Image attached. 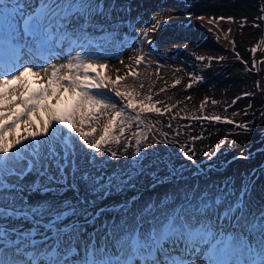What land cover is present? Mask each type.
Listing matches in <instances>:
<instances>
[{
	"label": "snow or ice",
	"instance_id": "1",
	"mask_svg": "<svg viewBox=\"0 0 264 264\" xmlns=\"http://www.w3.org/2000/svg\"><path fill=\"white\" fill-rule=\"evenodd\" d=\"M99 7L93 0H38L36 5L0 0V219L11 224L19 218L32 226L30 233H22L14 226L0 224V264H264V213L257 219L244 211L246 186L239 197L231 190L222 191L212 204L202 202L200 207L174 213L153 211L155 206L149 204L143 214L132 217L130 225L125 222L119 226L113 237V251L95 243L86 244L84 255L71 260L69 254L80 246L81 226L75 222L61 225L65 218L76 214L75 209L70 212L56 202L32 205L17 199L22 191L17 185L31 172L42 178L33 191H58L67 180V156L77 138L97 155L104 150L118 159L110 145L121 142L120 135L131 121L143 122L139 113L129 116L128 110L161 111L151 104L145 106L134 89L124 87L121 82L125 76L113 80L102 74L100 70L107 65L91 57L77 53L70 55L66 63L49 64L48 68L25 60L26 53L33 49L70 43L77 28L86 25ZM152 19L154 23L142 29V40L168 23L167 17ZM61 36L68 40H60ZM134 59L140 64L144 57L138 55ZM28 73L44 83L30 88L25 79ZM108 93L120 98L119 106ZM101 120L106 122L97 138L94 125ZM117 129L120 135L115 134ZM134 135L136 145L141 144L143 134ZM59 150H63V157ZM139 152L136 147L132 156ZM187 159L192 160L193 156L187 155ZM24 160L28 161L27 166L20 167ZM10 179L16 183H10ZM131 179V175L124 180L113 174L102 182V176L85 175V205L89 191L97 197L109 195L113 189L127 187ZM6 192L8 196L4 195ZM216 206L213 218L212 208ZM35 235H42L44 242L37 246L33 239L32 252L26 259H17L24 237Z\"/></svg>",
	"mask_w": 264,
	"mask_h": 264
},
{
	"label": "rangeland",
	"instance_id": "2",
	"mask_svg": "<svg viewBox=\"0 0 264 264\" xmlns=\"http://www.w3.org/2000/svg\"><path fill=\"white\" fill-rule=\"evenodd\" d=\"M20 2L36 5L38 0ZM93 3L100 7L92 13V18L86 25L77 28V34L71 37L70 43L64 42L47 49H33L26 53L25 60H31L41 68H48L49 64L66 63L70 55L80 53L81 56L106 64L107 67L100 70L102 74L113 80L117 76H125L124 81H129L140 92L146 88L155 89L176 77L178 83H175V95L185 105V111L189 115L174 120V124L185 128L192 136L201 138L213 153L223 150L222 160L232 155L242 156L245 151L252 150L253 146L249 143L253 134L245 135V144L237 142L229 151L222 144L219 150L215 144L221 135L220 129L212 124L213 121L206 117L205 112L224 110V114L230 116H227L231 121L227 123L229 126L255 116L249 113L248 107H264V0H93ZM154 16L167 17L168 23L158 31L149 33L147 40L154 41L149 45L147 40H142V29L154 23ZM71 31L70 29L69 32ZM60 40L67 41L68 37L61 36ZM254 48L255 52L252 51ZM138 55L144 57L140 64H136L134 59ZM129 73L133 75H127ZM25 79L30 88H37L44 83L31 73L26 74ZM108 95L119 106L120 98L113 93ZM154 97L158 102L166 99L159 93H154ZM212 101L216 103L211 105ZM222 118L219 120L223 121ZM85 130L89 129L86 127ZM262 134L261 139H264V131ZM260 136L254 135V138ZM148 139L152 144L160 141L156 136ZM81 145L77 138L73 148L69 150L66 162L67 180L55 193L32 190L42 179L36 172L28 173L17 185L22 188L17 199L32 205L45 201L56 202L62 209L70 212L75 209L76 214L65 218L61 225L75 222L81 226L80 246L69 254L70 260L74 256L82 257L86 244L95 243L113 251V237L119 226L125 222L130 225L132 217L143 214L149 204L155 206L153 211L159 209L161 212L174 213L175 210L168 207V200L174 205V202L179 203L183 199L187 209L197 208L202 202L214 203V195L218 196L222 191L231 190L239 197L240 190L243 189L239 185L243 170L237 168L223 171L220 176H213L212 179L208 177L204 181L188 183L173 181L156 184L154 178H151L152 184L144 188V194L135 202L136 212L119 209L118 205L109 207V203L117 196L103 197L85 205V200L79 198L84 175L94 176L93 174L105 172L115 166L119 159L111 158L110 153L104 150L97 155L84 147L81 152ZM59 155L64 156L63 150H59ZM188 155H192L193 159L186 157L185 162L212 167L213 159L202 158L203 153L190 152ZM27 164L28 161L24 160L19 166L26 167ZM9 182L16 183L14 179ZM4 195L8 196L9 193ZM262 196L255 197V200L259 199L258 203H252L249 194L246 192L245 195L247 206L244 211L257 219L264 213V195ZM122 199L129 200L123 196L115 200L122 204ZM217 210L218 206L212 208L213 218ZM227 223L225 221V226ZM0 224L14 226L22 233H30L32 227L29 222L19 218L13 219L11 224L0 219ZM114 225L117 226L115 230ZM33 239L37 241V246L44 242L42 235L24 237L25 243L21 245L17 259H26L32 252ZM256 255L254 251L253 256Z\"/></svg>",
	"mask_w": 264,
	"mask_h": 264
},
{
	"label": "trees",
	"instance_id": "3",
	"mask_svg": "<svg viewBox=\"0 0 264 264\" xmlns=\"http://www.w3.org/2000/svg\"><path fill=\"white\" fill-rule=\"evenodd\" d=\"M177 78H172L158 85L155 89L146 88L143 91H138L133 85L129 84V81H122V85L129 89H134L138 100H144L145 106L151 104L156 108H159L160 113H148L141 112L139 108L135 112L128 110L129 116H135L137 113L140 114V119L142 123L137 121H131V126L127 127L125 133L120 135L118 129L115 134L120 135L119 144H111L113 151H117L118 162L115 166L108 169L105 172H99L93 174L94 176H102L103 181L106 182L108 177L113 176V174L119 175L122 179L128 180L131 175L132 179L128 182L127 187L121 186L120 188L113 189L109 195H104L97 197L95 192L89 191L87 193L88 203H94L103 197H116L121 196L127 197L129 200L122 199V204L114 201L109 203V207H115L118 205L119 209L136 212L135 202L144 193V188L152 184L151 178H154L156 184H163L165 182L182 181L184 183L195 182L199 180H206L208 177L212 179L213 176H220L224 171H230L233 169L240 168L243 170L241 174V179L239 180V185L241 188L247 187V194L249 198L252 199V203H258L259 199L255 200V197L264 195V139H261L264 131V107L258 105H252L248 107L250 114H255V116H250L244 122L240 121L237 125H227L230 117L226 116L223 111L217 112L216 110L205 112L206 117L213 121L212 124L220 129V137L218 138L216 147L224 145L226 151L236 145L237 142L245 144V135H252L250 137L251 142L249 145L253 146L252 150L245 151L241 156L232 155L222 160L224 155L223 150L213 153L211 149H208V145H205L201 138L192 136L188 130L174 124V120L185 118L189 115L185 111L187 109L185 105L178 101L174 87ZM154 93H159L166 99L162 102H158ZM146 97H150V100H146ZM125 103L127 101H124ZM216 101H212L211 105H214ZM204 107V106H203ZM220 117L223 121L211 119L210 117ZM106 121H102L96 128V137L100 135L103 128V124ZM239 125H246V128H241ZM143 134L144 139L141 144L136 145V135ZM254 135L260 136L255 139ZM156 136L160 139L157 143L152 144L148 138ZM127 144L125 149L124 145ZM136 147H139L140 152L136 157L132 156V152ZM212 148V146H210ZM81 152L84 151L83 144L81 147ZM115 149V150H114ZM124 152V155H121ZM190 152L203 153V157L212 158V167L209 166H199L196 163L185 162L187 155ZM187 153V155H186ZM230 155V154H229ZM82 174L83 171H81ZM85 176V175H84ZM81 182V179H80ZM79 198L85 200V182H82L79 191ZM257 194V196L255 195ZM252 195V196H251ZM215 198L217 195H214ZM263 197V196H262ZM250 199V200H251ZM168 207L176 211L185 209L186 205L183 203V199L180 202L171 203L170 200ZM124 207V209H123ZM97 225V223H94Z\"/></svg>",
	"mask_w": 264,
	"mask_h": 264
},
{
	"label": "bare ground",
	"instance_id": "4",
	"mask_svg": "<svg viewBox=\"0 0 264 264\" xmlns=\"http://www.w3.org/2000/svg\"><path fill=\"white\" fill-rule=\"evenodd\" d=\"M31 1V0H28V2Z\"/></svg>",
	"mask_w": 264,
	"mask_h": 264
}]
</instances>
